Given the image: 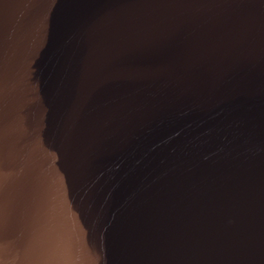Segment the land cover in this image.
Returning <instances> with one entry per match:
<instances>
[{"label":"water","instance_id":"water-1","mask_svg":"<svg viewBox=\"0 0 264 264\" xmlns=\"http://www.w3.org/2000/svg\"><path fill=\"white\" fill-rule=\"evenodd\" d=\"M0 264H264V0H0Z\"/></svg>","mask_w":264,"mask_h":264}]
</instances>
